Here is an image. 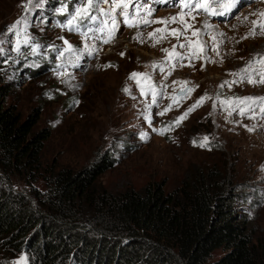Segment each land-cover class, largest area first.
<instances>
[{
    "label": "rangeland",
    "instance_id": "rangeland-1",
    "mask_svg": "<svg viewBox=\"0 0 264 264\" xmlns=\"http://www.w3.org/2000/svg\"><path fill=\"white\" fill-rule=\"evenodd\" d=\"M53 2L0 0V40L4 41L0 77L11 87L8 103L23 116L41 106L38 128L52 132L42 162L49 165L55 158L58 165L79 168L97 150L116 145L117 165L97 181L112 192L162 178L171 190L187 167L235 163L247 193L243 206L251 233L264 237V100H243L264 97V83L258 82L264 79L258 72L264 70L260 62L264 59V33L257 27V34L249 36L253 20L264 23V17L252 15L264 11V0H242L226 16L201 13L195 20L185 16L190 29L182 23H143L145 18L180 19L177 0L157 2L151 5L155 9L152 16L140 11L130 17L138 26L119 23L111 39L113 25L99 13V20L108 23L93 26L103 31H87L84 36L81 33L87 27L81 32L68 27L80 19L75 9H83L86 0L84 5H73L71 18L62 24L52 20V10L65 14L69 8L56 9ZM100 7L106 12L111 5ZM21 18L24 23L18 26V34L6 31ZM172 29H185L184 36L177 40L170 34ZM197 29L199 34L193 36ZM18 42L19 52L15 50ZM181 43L187 47L180 48ZM173 45H177L175 52ZM175 53L185 58L177 60ZM25 69H38L39 73L24 76ZM243 69L256 82L235 75ZM131 73L142 75L130 79ZM186 86L192 91L177 97V91ZM205 96L208 98L200 106L175 123ZM163 123L170 124V143L159 134ZM125 143L138 150L125 151ZM225 252L216 249L211 260ZM0 264L31 263L24 253L0 250Z\"/></svg>",
    "mask_w": 264,
    "mask_h": 264
},
{
    "label": "trees",
    "instance_id": "trees-1",
    "mask_svg": "<svg viewBox=\"0 0 264 264\" xmlns=\"http://www.w3.org/2000/svg\"><path fill=\"white\" fill-rule=\"evenodd\" d=\"M76 3L54 0L69 10L50 17L62 24ZM2 63L0 56V70ZM10 93L0 77V250L24 253L31 264H264V237L251 233L237 164L187 167L171 190L162 178L112 192L97 181L117 165L116 145L79 168L55 158L45 165L52 132L38 128L41 106L23 116ZM168 130L162 136L170 143ZM219 248L226 252L211 260Z\"/></svg>",
    "mask_w": 264,
    "mask_h": 264
},
{
    "label": "snow or ice",
    "instance_id": "snow-or-ice-1",
    "mask_svg": "<svg viewBox=\"0 0 264 264\" xmlns=\"http://www.w3.org/2000/svg\"><path fill=\"white\" fill-rule=\"evenodd\" d=\"M33 0H28V3L31 4ZM157 2H167V0H86V6L83 9L77 8L75 9V13L80 16L79 24L70 30L76 31L80 27H87V30L82 32L81 35L87 36V31H103V28L94 27L93 25L98 24H106L108 21H101L99 20V17L97 13L102 14L104 16L109 17L111 24L113 27L110 29L109 37L110 39L114 36L119 23H126L129 27H136L138 26L137 23H132L130 21V17H135L139 14L140 11H145L148 16H152L155 9L151 7L152 4ZM242 0H177V6L181 8V12L178 14L180 19H178L177 16H173L170 18H161L160 20H148L143 19V23H164V24H170V23H182L186 25V29L192 28V25L187 24V21L183 19V17L187 16L190 17L192 20L196 19V16L203 13L206 16H226L233 12L234 9H236L240 4ZM79 4L84 5L85 0H79ZM101 4H110L111 7L108 11H104L100 5ZM25 8H27V5H25ZM63 11V9H61ZM252 15H258L259 17H264V11H258L256 13H253ZM117 17H123V19L119 20ZM247 20V17L244 18ZM24 23V18H21L17 20L14 24L7 27L6 31L11 33H17L18 26L22 25ZM71 24V20L68 22ZM252 24L254 25V29L249 32V36H255L257 32L255 31V28H259L262 33H264V23L259 22L257 20H253ZM210 27V25L205 24V28ZM157 32L162 31L161 29H157ZM185 29H172L171 35H174L177 40H179L181 37L184 36ZM200 30L197 29L192 34L193 36H197L199 34ZM3 35V34H0ZM154 35V34H150ZM220 35H223L221 33ZM163 38V37H162ZM247 38V37H244ZM215 39V37H213ZM105 43H108L109 40H105ZM159 42V41H157ZM191 42V41H189ZM4 43L3 40H0V45ZM25 43H28V41H25ZM65 43H68L65 41ZM180 48L187 47L186 44L181 43L178 45ZM177 45H173V52H175ZM17 52H19V42L17 43V46L15 48ZM3 49L0 48V52H2ZM35 51V49H33ZM164 52H169L168 49H163ZM171 55V53H169ZM177 60H182L185 57L181 55L180 53H175ZM261 63H264V59L260 61ZM251 67V65H249ZM163 70V69H161ZM259 74L264 76V70H258ZM142 74L140 73H131L130 79H135L137 76H140ZM235 75L240 76L241 80L247 79L249 83H253L256 81H253L249 79V73L247 69L241 70L240 73H237ZM260 83H264V79H261L258 81ZM187 83V82H184ZM227 83V82H225ZM223 86V85H222ZM123 91L127 92L128 89L125 88ZM188 91H192V89H188ZM208 97H201L200 100L197 102V104L193 105L191 108L188 109L187 112H185L181 117L177 118V121L175 122L178 124L181 120L186 118V116L193 111L196 107L200 106L205 99ZM254 99L264 100V97L261 98H253V97H245L243 100L245 101H252ZM163 115V113H160ZM168 129L159 130V134L163 135L165 131ZM251 131V129H249ZM207 140V138H204ZM195 144L196 142L193 141ZM201 147H204V144L200 145Z\"/></svg>",
    "mask_w": 264,
    "mask_h": 264
},
{
    "label": "water",
    "instance_id": "water-1",
    "mask_svg": "<svg viewBox=\"0 0 264 264\" xmlns=\"http://www.w3.org/2000/svg\"><path fill=\"white\" fill-rule=\"evenodd\" d=\"M188 89H189V87L186 86L183 89L178 90L177 93H176V96L177 97L185 96L188 93Z\"/></svg>",
    "mask_w": 264,
    "mask_h": 264
}]
</instances>
